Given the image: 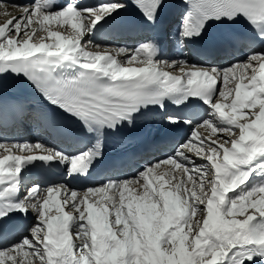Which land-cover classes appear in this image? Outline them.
Returning <instances> with one entry per match:
<instances>
[{"label":"snow or ice","instance_id":"6c2138e0","mask_svg":"<svg viewBox=\"0 0 264 264\" xmlns=\"http://www.w3.org/2000/svg\"><path fill=\"white\" fill-rule=\"evenodd\" d=\"M183 5L173 19L170 0H31L12 5L19 16L0 4L10 16L0 111L26 82L51 109L16 105L18 119L48 121L74 142L0 139V264H264V0ZM130 8L145 32L135 47L95 41L131 27ZM165 41L183 58L165 59ZM237 49L225 67L189 60ZM154 111L160 123L195 125L163 160L82 188L35 180L21 195L34 168L74 179L108 171V136Z\"/></svg>","mask_w":264,"mask_h":264},{"label":"bare ground","instance_id":"6f19581e","mask_svg":"<svg viewBox=\"0 0 264 264\" xmlns=\"http://www.w3.org/2000/svg\"><path fill=\"white\" fill-rule=\"evenodd\" d=\"M0 4L6 6V10L7 12L11 13L12 15H15V16H19L21 14V10L16 8V7H13L12 5H17V1L16 0H0ZM5 13V7H0V23H3L5 22L6 20H8L10 18L9 15H6L4 14ZM95 41L100 43V41L98 40V38L96 37L95 35ZM106 46H109V47H112V46H116V45H107ZM136 45H132V44H129V45H120V46H117V47H129V48H132V47H135ZM14 90H10V92H13ZM203 128H201L199 130V132L202 130ZM201 133V132H200ZM206 136L209 135V130L207 133H205ZM37 141H34L33 143H35ZM41 142H44V141H41ZM45 143V142H44ZM49 145V144H48ZM191 155V154H190ZM29 217H32V214L31 212H29L28 214Z\"/></svg>","mask_w":264,"mask_h":264},{"label":"rangeland","instance_id":"374dc122","mask_svg":"<svg viewBox=\"0 0 264 264\" xmlns=\"http://www.w3.org/2000/svg\"><path fill=\"white\" fill-rule=\"evenodd\" d=\"M201 134H203V135H205L206 136V134L205 133H207L208 132V130H206V129H202L201 131ZM189 137H187V139H188Z\"/></svg>","mask_w":264,"mask_h":264}]
</instances>
